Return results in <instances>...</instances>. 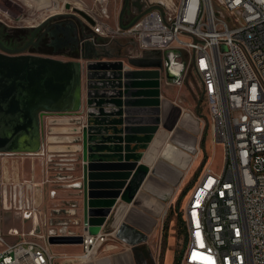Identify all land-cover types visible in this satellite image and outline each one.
<instances>
[{
	"label": "built area",
	"instance_id": "built-area-1",
	"mask_svg": "<svg viewBox=\"0 0 264 264\" xmlns=\"http://www.w3.org/2000/svg\"><path fill=\"white\" fill-rule=\"evenodd\" d=\"M69 1H65L68 11L79 5L93 21L90 24L80 17L88 32L80 39V48L100 47L101 40L122 37L129 42L130 57L162 53L170 59L173 74L182 77L191 71L199 81L201 105L207 109L216 145L224 149V162L219 171L203 165L192 186L186 217L182 214L181 264H264V0H132V19L126 21V10L121 25L120 17L113 22L109 0H92L91 5L85 0ZM136 2L142 3L140 8ZM193 36L197 41L195 64ZM122 65L123 72L131 70ZM90 112L87 109L83 116L81 177L73 176L78 160L72 159L68 173L59 170L63 164L54 163L52 169L61 171L54 177L47 169L42 182L34 172L25 179L16 154L0 153V264H56L58 258L65 264L89 263L115 240L113 222L121 199L100 230L90 232L92 199L87 169L92 162L100 163L92 160L98 153L91 148L114 145L87 141L84 146L91 136ZM69 115L75 118L79 113ZM200 152L196 150L195 158ZM45 187L51 200L57 198V188L79 190L88 203L82 232L74 231L81 222L75 218L80 209L76 200L53 205L51 212L61 213L59 218H44ZM2 212L31 221V229L5 233ZM35 216L40 234L35 233ZM52 239L62 242L52 243ZM69 241L68 245H80L81 252L75 256L52 252L51 247Z\"/></svg>",
	"mask_w": 264,
	"mask_h": 264
},
{
	"label": "water",
	"instance_id": "water-1",
	"mask_svg": "<svg viewBox=\"0 0 264 264\" xmlns=\"http://www.w3.org/2000/svg\"><path fill=\"white\" fill-rule=\"evenodd\" d=\"M128 4V0H126L120 18L123 17ZM135 5L140 8L138 3ZM67 8L70 9L69 6ZM74 12L93 24L92 19L84 11L74 9ZM196 43L195 40L194 64ZM79 47L80 40L76 42V48ZM82 59L84 60L83 57ZM105 70H113L114 78L119 83L109 90L111 94L103 95L105 98L97 101L92 92L95 87L92 80L97 76L93 72ZM85 74L87 82L85 81ZM146 74L132 71L123 72L121 63L87 65L82 63L80 59L63 61L51 57L25 54L23 50L0 51V153H38L42 146L41 120L43 115L77 114L85 104L87 109L92 110L94 108L97 111L89 113V120L92 124L91 136L89 139H85L84 146L87 141L93 142L94 137L103 135L100 133L98 125H102L106 130L102 142L116 145V148L107 145L91 148L95 153L112 152V155H102L97 160L100 163L92 162L87 169L91 190L90 198L92 199L89 204L91 209L89 211L90 232L92 234H96L106 223L117 200L122 199L129 182L140 168L142 157L139 158L135 153L138 146L132 147V145L134 143L149 145L159 132L162 122L159 81L154 86L157 88L155 96L158 98V103H151L149 106L157 117V125L153 129L140 130L143 128L142 124L139 123L140 118L145 113L142 108L147 107V104L140 102V98L144 94L136 90L138 85L134 80ZM152 76L160 79L157 73H153ZM84 86H86L85 91ZM110 130L114 131L116 135L107 136ZM91 157L93 158L94 155ZM111 158L116 161L105 160ZM95 171H101L103 174H94ZM93 200H110L111 202L106 205L103 202L95 203ZM87 208L88 203L85 202V217L88 215L86 213ZM34 222L35 233L40 234L38 217L35 216ZM51 242L59 243L62 241L52 239ZM80 243L81 241L78 244Z\"/></svg>",
	"mask_w": 264,
	"mask_h": 264
},
{
	"label": "crops",
	"instance_id": "crops-1",
	"mask_svg": "<svg viewBox=\"0 0 264 264\" xmlns=\"http://www.w3.org/2000/svg\"><path fill=\"white\" fill-rule=\"evenodd\" d=\"M121 12L122 10L116 18L121 17ZM100 42V47L90 45L79 47V58L72 60L80 59L87 65L121 63L129 66L132 72L147 73L134 80L138 85L136 90L144 94L140 100L157 98L151 92H157L154 86L159 81L162 122L153 142L143 152L140 168L129 182L115 210L113 222V226L117 228L115 240L100 249L91 262L82 264H159L158 257L166 239L164 215L184 189L190 173L199 162L213 169L218 145L215 143L214 133L212 135L209 133L207 109L199 104L201 101L199 86L198 89L193 88L191 91L183 84V79L179 81L180 77L169 69L171 62L167 56L166 58L159 52H145L137 57H130L129 42L122 37L111 42L105 40ZM93 73H103V77L113 79L108 80V84L103 81L104 85L112 86L119 83L114 78L113 70ZM153 73L159 74L160 79L152 76ZM109 93L111 94L109 90H97L93 95L97 101H101L103 95ZM177 101H182L183 105H175ZM90 111L97 109L93 108ZM207 141H210V150L213 151L212 158L207 150ZM197 149L201 152L198 158H195ZM21 174L22 178L30 177L23 170ZM198 176L197 174L196 179ZM68 193L66 195H75L79 192ZM125 197L127 200H124ZM28 222L32 227V222ZM28 222H22L23 229L9 228L5 233L12 229L28 232L31 229L30 227L25 231V223Z\"/></svg>",
	"mask_w": 264,
	"mask_h": 264
},
{
	"label": "rangeland",
	"instance_id": "rangeland-1",
	"mask_svg": "<svg viewBox=\"0 0 264 264\" xmlns=\"http://www.w3.org/2000/svg\"><path fill=\"white\" fill-rule=\"evenodd\" d=\"M65 1L69 0H0V24L8 31H20L18 28H24L26 31H30L36 28L45 27L47 28V24L50 22L54 23H64L62 26L63 30H67L69 26H71L74 30V37H75V30H79L82 32H86V25L80 18L78 14H76L74 11H68L69 9L67 6H65ZM136 1V0H135ZM155 1V0H154ZM41 2V3H40ZM85 2L88 5L92 4V0H85ZM126 0H109V9L110 12L113 15V20L116 19V15L120 13V11L123 9L125 5ZM135 2L132 0H129L128 8H127V14L125 15L126 21H130L132 19V4ZM137 3V2H136ZM140 3V2H139ZM142 5V3H140ZM76 9H81L79 5L75 6ZM82 25H85L82 26ZM84 27V29H83ZM22 30V31H24ZM60 31L57 29H54L52 31V34L50 35V40L53 41L54 37L61 38V34H59ZM82 36V35H81ZM80 40V39H78ZM77 41V40H76ZM75 41V42H76ZM72 46L69 45L68 49H65L63 52L58 53H50L53 54V57L59 60L63 61H70L72 60L71 57H69V53L71 51H74L75 49L72 48ZM185 57V55H184ZM92 81L95 83V87L93 88L92 92H97V90L107 91L110 89H113L116 87L115 85H106L108 84V80L113 79L103 77L104 74L99 73L95 74ZM183 79V84L188 87L191 91L193 88L198 89L199 81L198 79L191 73V71H187L184 73L182 77L179 78V81ZM85 81L86 74H85ZM103 81L106 82V84H103ZM102 83V84H101ZM86 86H84L85 91ZM197 93V90H196ZM183 105V104H182ZM87 110L86 104L83 106L81 111L79 112V115L73 118L71 115L65 113V114H47L44 115L43 119L41 120V134H42V146L38 153L35 154H27V153H20L15 155V160L20 167L21 170H23L27 176L31 175V172H34L36 176V180L38 182H42L44 178V173L47 169L52 170L51 173L54 177V175L58 172H61L59 170H62V172L68 173V169L70 168L69 163H72V159H77L78 161L75 164V172H73V176L75 178L81 177L82 175V165L81 160L83 157L82 153V126L84 124L83 116ZM112 130H110L109 133H107V136H114L115 134H111ZM209 133L212 135L214 133V130L212 127L209 129ZM105 145V144H104ZM207 150L209 153L210 158L213 157V151L210 150V141H207ZM111 147V146H110ZM108 155H112V152L106 151ZM224 162V149L222 145H218L216 148L214 163H213V170L219 171L220 168L223 166ZM54 163H60L63 164L59 170H55L52 168L54 167ZM75 163V162H74ZM203 164L198 163L196 167L193 169V171L190 173L189 178L184 186V189L182 192L178 195L176 201L174 204L170 207V209L167 210L165 213V223L168 226V229L166 230L167 236L162 244V250L158 257L159 264H174L175 258L179 257L182 252L183 248V242H184V233L182 232V214L184 218L186 217V208L188 201L192 195L193 189L192 186L194 185L196 181L197 174L200 173V168ZM29 178V177H27ZM25 178V179H27ZM58 195L57 198L54 200H51L49 197V188L45 187L44 195H43V202L45 207V215L44 218L47 220V218L50 217H56L59 218L62 214H54L51 212L53 205L58 204L60 201L64 200H76L79 202L80 209L78 210L77 219H80V226H77L74 231H78V233L82 232L84 230V223L82 220H84L85 216V202L84 198H81L82 195L80 193L78 194H70L73 192H78L79 190L74 189H68L64 190L63 188H57ZM188 190V191H187ZM186 195L182 198V193L186 192ZM66 192V193H64ZM61 194V195H60ZM68 196V197H67ZM121 201V200H119ZM63 204V203H62ZM172 209V212H170ZM181 218V220H180ZM113 221V215L109 220V224ZM23 219L19 216L14 215L13 213H4L2 212V226L5 231L9 228H19L21 229L23 227ZM181 222V225L179 224ZM25 231H27L31 224L25 223ZM178 225L181 226V231L178 230ZM23 229V228H22ZM168 237V238H167ZM10 242H14V239H10ZM70 243L63 242L60 243V245H55L51 247V250L53 253L56 254H68L69 256H75L78 253H80L81 247L80 245H68ZM109 242L108 244H110ZM106 244V245H108ZM105 245V246H106ZM103 246L102 248H104ZM101 248V249H102ZM1 250V247H0ZM56 264H65L64 261H61L60 258L57 259Z\"/></svg>",
	"mask_w": 264,
	"mask_h": 264
},
{
	"label": "flooded vegetation",
	"instance_id": "flooded-vegetation-1",
	"mask_svg": "<svg viewBox=\"0 0 264 264\" xmlns=\"http://www.w3.org/2000/svg\"><path fill=\"white\" fill-rule=\"evenodd\" d=\"M64 24V23H63ZM62 23H48L47 28L40 27L33 30H24V28H18L20 31H8L6 30L1 24H0V51H21L23 50L25 54L30 55H37V56H43V57H53V54L50 53H58L63 52L65 49H68L69 45L72 46V48H76V42H78V39H82L85 36L84 31L82 30H75V37L74 30L71 26L67 28V30H63ZM54 29H57L60 31L59 34H61V38L54 37L53 41L50 39L53 38L50 35L52 34V31ZM24 30V31H22ZM82 35V36H81ZM51 37V38H50ZM77 40V41H76ZM76 41V42H75ZM156 92H151V94L155 96ZM140 102L147 104L145 108H142V111H145L143 113V116L140 118V122L142 124L143 128H140V130H149L153 129L157 125V117L155 116V113H153V110L149 107L152 104L158 103L157 98H152V100H146L143 99ZM113 111H115V108H113ZM145 115V116H144ZM93 121V119H91ZM99 126V131L101 134L100 136L94 137V141H100L102 142V138L104 134L106 133L105 129L102 127V125ZM98 131V132H99ZM110 131H108L109 133ZM111 134H115L114 131H111ZM120 136V134H118ZM144 143H134L132 147L135 145H141ZM148 145V144H147ZM149 146V145H148ZM116 145L114 144L112 148H115ZM135 153H140V150L135 151ZM102 155H108L105 151L104 153H98L95 154L92 160L100 159ZM106 161H109L110 159H105Z\"/></svg>",
	"mask_w": 264,
	"mask_h": 264
},
{
	"label": "trees",
	"instance_id": "trees-1",
	"mask_svg": "<svg viewBox=\"0 0 264 264\" xmlns=\"http://www.w3.org/2000/svg\"><path fill=\"white\" fill-rule=\"evenodd\" d=\"M69 57H71V58H79V51H78V48H75V50L74 51H71L70 53H69ZM116 148V147H115ZM148 148V145L147 144H141V145H138V150H140V153H136L137 154V156L139 157V158H141L142 156H143V152L146 150ZM108 160V159H107ZM109 161H111V162H115L116 160L114 159V158H111ZM117 174V173H116ZM188 191V190H187ZM187 191L186 192H183L182 193V198L186 195V193H187ZM125 199H126V197H125ZM127 200V199H126ZM95 203L96 202H99V203H104V204H108V203H110L111 201L110 200H103V201H100V200H93ZM170 212H172V209H171V211ZM169 219V218H168ZM168 219H167V222L166 223H168ZM180 220H181V218H180ZM165 223V227H164V230H165V237H166V230L168 229V225ZM179 224L181 225V222H179ZM180 225H178V230L179 231H181V226ZM182 225H183V221H182ZM99 231V230H98ZM182 232L185 234V230H184V226L182 227ZM182 253L183 252H181V255L179 256V257H176L175 258V262H174V264H181V261H182Z\"/></svg>",
	"mask_w": 264,
	"mask_h": 264
}]
</instances>
